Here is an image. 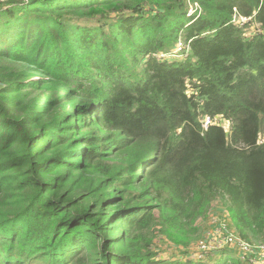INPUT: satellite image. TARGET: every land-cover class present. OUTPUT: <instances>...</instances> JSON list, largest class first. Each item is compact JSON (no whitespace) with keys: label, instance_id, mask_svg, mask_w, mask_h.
Instances as JSON below:
<instances>
[{"label":"trees","instance_id":"obj_1","mask_svg":"<svg viewBox=\"0 0 264 264\" xmlns=\"http://www.w3.org/2000/svg\"><path fill=\"white\" fill-rule=\"evenodd\" d=\"M262 141L264 0L0 1V264H249Z\"/></svg>","mask_w":264,"mask_h":264},{"label":"built area","instance_id":"obj_2","mask_svg":"<svg viewBox=\"0 0 264 264\" xmlns=\"http://www.w3.org/2000/svg\"><path fill=\"white\" fill-rule=\"evenodd\" d=\"M243 22H246V18H242ZM183 45L180 44L178 51L180 52ZM188 52V51H187ZM210 124V118H206L204 127H208ZM261 143H264L262 141ZM228 218L225 221H220L218 218H214L213 223L217 224L219 231L222 232L223 237L220 240L208 241L203 240L198 245V253H207V251H213L215 249L231 248L238 249V254L241 258H246L249 264H264V244L262 247H254L252 243L242 239L231 226V220L229 213L227 212ZM236 251V250H235Z\"/></svg>","mask_w":264,"mask_h":264},{"label":"rangeland","instance_id":"obj_3","mask_svg":"<svg viewBox=\"0 0 264 264\" xmlns=\"http://www.w3.org/2000/svg\"><path fill=\"white\" fill-rule=\"evenodd\" d=\"M183 45V43L179 42L178 46ZM176 51V50H175ZM38 78L35 77L34 81ZM227 208L225 207L223 201L214 202V204L210 207L209 212L207 213L206 218L203 220H198L197 226L199 228L198 234H191L192 246L190 248V252L196 254L198 253V245L203 240L213 241L220 240L223 237L222 232L219 231V227L217 224L213 223L214 218H218L220 221H225L228 218ZM250 243L253 244L254 247H262L264 244V239L253 238ZM157 246L161 249L166 250L167 252L174 250L175 247L166 241L158 242L156 240ZM239 252L236 248L234 249Z\"/></svg>","mask_w":264,"mask_h":264},{"label":"water","instance_id":"obj_4","mask_svg":"<svg viewBox=\"0 0 264 264\" xmlns=\"http://www.w3.org/2000/svg\"><path fill=\"white\" fill-rule=\"evenodd\" d=\"M1 1V0H0Z\"/></svg>","mask_w":264,"mask_h":264}]
</instances>
